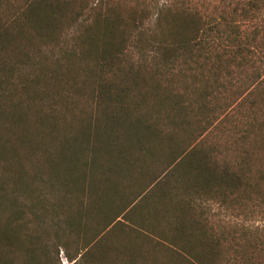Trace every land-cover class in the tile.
Listing matches in <instances>:
<instances>
[{
  "label": "rangeland",
  "instance_id": "rangeland-1",
  "mask_svg": "<svg viewBox=\"0 0 264 264\" xmlns=\"http://www.w3.org/2000/svg\"><path fill=\"white\" fill-rule=\"evenodd\" d=\"M59 33H70L66 21L61 23ZM34 44L39 45L38 39ZM41 48L38 52L24 47L28 60L25 58L22 72L38 80L35 89L17 88L13 99L28 113L20 125L0 123V232L8 225L9 229H5L16 236L27 234L24 246L38 237L40 248L43 243L49 246L54 264H83L68 260L62 248L57 249L56 256L57 236L76 256L83 241L106 222L108 212L100 207L103 201H112L109 211L113 214V210L122 209L147 189L150 192L145 200L149 202L130 215L131 223L140 222L146 234L137 237L129 226L109 227L97 249L103 254L94 258L95 264H124L125 260L129 264H195L193 255L213 242H217L218 258L233 256L234 245H241L245 255L244 228L248 227L254 231L252 242L259 246L253 259L264 263V211L256 206V200L248 214L240 203L234 209L228 206V200H223L225 193L222 199L211 202L210 196L215 193L211 189L209 196L199 198L184 219L197 220L204 236L188 237L174 229L171 210L174 203H179L176 200H184L186 191L172 180L166 183L167 175L173 172L171 168H177L184 155L207 165L216 163L219 170L234 162L240 148L229 144V130L240 131L248 117L258 122L256 131L264 133V95L260 89L254 93L259 96L252 95L254 104L249 109L250 102L243 101L240 106L231 90L214 89L209 65L200 67L188 55L169 67L149 68L148 60H142L136 50L129 48L114 64L100 67L91 58H73L68 66L57 69L52 64L53 53ZM43 56L50 57L45 61L51 79L38 71L37 63ZM59 56L56 51L55 57ZM33 60L36 64L32 66ZM131 66L144 75L138 86L128 75ZM10 83L20 82L12 80L4 85ZM99 87L110 90L109 101L96 100ZM5 102L9 108L11 103ZM106 113L112 116L111 141L109 148L93 159L94 135L100 133L101 139L108 130ZM118 116L123 126L115 123ZM144 126H150L144 133L149 141L137 144L134 132ZM100 164H113V172L105 176ZM184 166L182 163L179 170ZM80 209L88 212L89 218H78ZM14 217L13 222L9 221ZM68 217L83 223L72 231L64 223ZM160 234L166 240L156 245L153 235ZM204 239L207 243L201 246ZM185 247L191 249L190 257L184 254L188 253ZM119 251L132 254L124 258Z\"/></svg>",
  "mask_w": 264,
  "mask_h": 264
},
{
  "label": "trees",
  "instance_id": "trees-1",
  "mask_svg": "<svg viewBox=\"0 0 264 264\" xmlns=\"http://www.w3.org/2000/svg\"><path fill=\"white\" fill-rule=\"evenodd\" d=\"M64 21L70 33L61 36L60 25ZM35 38L39 42L37 46L34 44ZM41 46L53 53L52 64L57 69L68 66V61L73 58H91L100 67L114 64L129 48L136 50L142 60H148L149 68L169 67L188 55L200 67L209 65L215 83L214 89L221 87L223 90H231L240 100V106L243 101L250 102L249 109H252V95L258 89L264 95V0H0V123L20 125L22 118L28 113L23 110L22 105L13 102V99L19 88L22 91L35 89L34 83L38 79L30 75L26 77L22 72L25 58L28 60L24 47L34 48L39 52ZM56 51L60 53L59 57H55ZM49 58L43 56L37 63L38 71L47 79L52 78L45 61ZM35 64L36 61L33 60L32 66ZM128 75L137 86L140 85L138 80H144V75L133 70L132 66ZM12 80L20 83L4 85ZM45 90L48 92L49 88ZM43 92L45 93L44 90ZM107 92L110 90L99 87L96 95L99 100H96L109 101L111 94ZM255 94L254 96H259ZM121 96L116 93L117 98ZM262 99L264 101V97ZM4 100L11 103L9 108L5 107ZM106 115L108 130L103 132L105 136L101 135V139L100 133L94 135L96 147L92 150L93 159L109 148L107 145L111 141L112 116L108 113ZM113 115L116 116L115 113ZM115 123L124 125L121 116L115 119ZM257 124V121L248 117L240 131H236V128L229 130V144L237 146L240 151L238 150L234 162L220 170L216 163L207 165L204 161H196L187 155L181 156L184 158L182 163L186 165L181 171L179 167L182 163L177 168H171L173 172L167 175L166 183L172 180L179 184L177 187L186 191L184 200H176L179 203L171 206L174 218V222H171L175 223V230L188 237L204 236L197 227V220L184 219L189 217L199 198L209 196L211 189L215 190L210 196L211 202L222 199L225 193L223 200H228V206L232 209L240 203L249 214L256 200V206L264 211V133L256 131L259 127ZM130 126L134 129V122ZM149 128L150 126H144L137 130L139 132H134L137 134V144L149 141L144 135L149 132ZM258 165L259 168L255 170L253 167ZM95 167L98 168L97 165ZM100 167L105 176L113 172V164H100ZM172 188L170 190L173 193L174 187ZM142 192L122 209L113 210V214L109 211L112 201H103L100 207L108 212L104 216V225L94 236L83 241L76 256L69 253L67 244L57 236L56 256L57 249L62 248L68 260L95 264L97 261L94 258L103 254L97 249H100L102 237L109 227L112 229L113 226L114 229L129 226L137 237L146 234L141 223L132 224L130 217L141 205L149 202L145 199H148L150 191L145 189ZM158 193L160 192L157 195ZM223 200L219 203H225ZM103 205H106L105 208ZM77 214L78 218L79 215L81 219L83 216L89 218V213L84 209H80ZM14 219L15 217L9 221L13 222ZM70 219L68 217L64 223L72 231L83 223ZM5 228L9 229V226L4 225L0 232V264H54L49 246L43 243L40 248L38 237L24 246L23 240L27 234L23 237L16 236ZM251 228H244L243 239L247 254L244 255L241 245H234L233 256L218 258L217 242L209 244L204 239L200 244L203 246V243H207L208 247L193 255L195 264H260L253 259L254 251L256 248L259 250V246L252 242L254 231ZM153 236L155 242H158L156 245L166 240L163 234ZM171 241L175 244V241ZM261 242L264 246V240ZM43 248L46 250L40 253ZM183 249L188 252L184 254L190 257L191 249ZM127 253L132 254L130 251L118 252L124 258ZM211 255L213 258H210ZM124 264H129V261L125 260Z\"/></svg>",
  "mask_w": 264,
  "mask_h": 264
}]
</instances>
